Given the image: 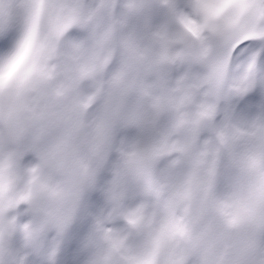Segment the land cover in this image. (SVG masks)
<instances>
[{"label":"snow or ice","instance_id":"1","mask_svg":"<svg viewBox=\"0 0 264 264\" xmlns=\"http://www.w3.org/2000/svg\"><path fill=\"white\" fill-rule=\"evenodd\" d=\"M0 264H264V0H0Z\"/></svg>","mask_w":264,"mask_h":264}]
</instances>
